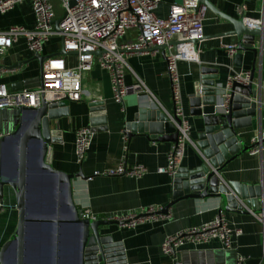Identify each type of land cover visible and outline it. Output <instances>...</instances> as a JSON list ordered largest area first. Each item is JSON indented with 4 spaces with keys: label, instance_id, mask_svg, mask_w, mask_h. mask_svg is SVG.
Segmentation results:
<instances>
[{
    "label": "crops",
    "instance_id": "1",
    "mask_svg": "<svg viewBox=\"0 0 264 264\" xmlns=\"http://www.w3.org/2000/svg\"><path fill=\"white\" fill-rule=\"evenodd\" d=\"M263 1L209 0L217 10L235 19L241 18L236 10L239 5L246 7L244 16L249 19L259 18ZM181 2L182 0H161L156 14L165 17L171 5ZM202 11L204 39L196 45L198 60L178 63L182 105L190 125V142L185 147L180 167L189 170L205 160L196 146L198 134L203 130V120L201 116L191 115L189 104V96L193 93L194 83L199 78V69L202 66L216 69V82L225 88L228 77L239 74L247 76L255 65L253 86L259 90L258 112L251 118V125L238 132L243 141L250 144L252 136L264 128V67H259V58L255 64L251 51L236 50V53L230 56L227 46L237 44L235 36L226 34L233 30L232 24L208 8ZM34 24L35 17L28 1L20 2L9 12L0 15V32L15 25L31 29ZM126 39L130 41L131 38ZM61 48V39L52 37L39 55L46 56L45 60L50 56H59L55 54ZM35 56L37 55L27 49L23 38L17 39L0 55V83L5 84L10 91L38 87L39 62ZM63 58L67 66L76 65L73 54L63 55ZM262 61L264 62V59ZM16 64L21 65L9 69ZM127 64L129 68L125 75L126 84L132 85L137 76L156 101L152 103L146 96L141 95L138 98V94L130 93L124 97L123 104L117 102L112 95L109 73L95 64L90 71L82 74L80 100L69 101L67 114L52 123V130L58 132V136H55L56 143L51 144L52 166L67 173L82 172V176L72 180V193L75 205L85 216L101 218L108 214L150 206L163 210L172 198L173 176L158 172V168L166 165L167 154L174 144L170 140L171 135L165 136L167 134L164 133L161 137V134L156 132L151 138V134L146 131L132 133L127 127L136 122L135 117L140 109L146 108L151 112L159 110L167 116L173 111L171 82L164 52H134L127 57ZM95 102H100V105L92 106ZM86 126L93 132L92 143L83 160L77 163L74 154V132ZM122 159L128 167L144 166L146 172L139 178L125 175H93L95 171L104 172L115 168ZM6 176L9 174L3 170L0 181H4ZM89 176L92 178L88 179ZM42 177L46 182L47 178L43 175ZM218 178L219 183L239 202L240 211H225L219 197L184 199L171 206L167 213H160L164 214L163 216L169 215L167 220L146 222L133 229L123 227L119 223L110 224L102 226L100 234L112 236L113 242L121 243L125 264H174L172 257L162 252L161 244L165 237L221 215L230 225L242 231L234 238L233 246L225 249L217 240L200 246L185 244L176 250L177 259L182 264H236L237 257L244 256L245 264H264V151L260 155L246 152L236 157L220 172ZM255 186H261V197H254ZM2 192L7 209L0 213V248L13 236L18 221L12 188L4 183ZM240 193L248 200L253 197L252 200H256L255 206H248L239 198ZM65 226L67 225L60 227ZM61 228L57 240V262L77 264L75 238H71L69 228L66 229L67 232ZM55 242L49 224L42 226L36 223L28 232L26 250L31 257L28 264H54Z\"/></svg>",
    "mask_w": 264,
    "mask_h": 264
},
{
    "label": "built area",
    "instance_id": "2",
    "mask_svg": "<svg viewBox=\"0 0 264 264\" xmlns=\"http://www.w3.org/2000/svg\"><path fill=\"white\" fill-rule=\"evenodd\" d=\"M28 1L35 17L31 29L20 25L9 27L0 32V55L19 38H23L27 49L39 55L44 45L52 38L59 37L63 50L72 53L76 65L67 66L63 55L50 56L44 60L40 76V85L32 89L10 91L0 83V110L19 106L37 107L41 98L46 102H58L63 99L78 101L82 96V74L97 64L109 73L114 100L123 104V99L130 93L138 98L146 96L150 102L156 101L149 94L145 84L135 76L130 85L125 82L128 70L127 57L135 53H158L164 47L166 69L171 82L173 111L169 119L178 131L177 141L167 154V163L158 168L174 176L184 157L185 147L190 142V125L184 114L181 84L178 75L180 61L198 60L197 43L204 39L203 9L196 10L197 0H182L180 4L171 5L165 17L156 14L161 0H58L61 13L57 12L51 0H0V15L12 10L18 3ZM244 24L249 28L264 29V1L259 18L249 19L244 16L246 7H236ZM61 21L56 29L55 22ZM130 37V41L126 38ZM230 56L236 53V44L227 46ZM259 67H264V49L258 54ZM247 76L228 77L224 92L217 108L227 112L230 98L229 88L234 80L247 84ZM178 119V121L176 120ZM93 138L90 127H82L74 132V154L80 163L89 150ZM251 155H260L264 151V128L250 139ZM146 172L142 165L126 166L122 159L115 168L93 175L131 176L139 178ZM88 179L92 176L87 177ZM7 206L0 196V213ZM160 207H140L121 213L108 214L100 219L120 222L123 227L136 228L150 222L167 220L169 215L158 213ZM92 219L96 217L87 216ZM242 233L241 229L230 225L221 215L211 221L192 226L165 237L161 244L162 252L172 257L174 264H182L176 256V250L185 244L204 245L217 240L225 249L231 248L234 238ZM246 258L238 256L236 264H245Z\"/></svg>",
    "mask_w": 264,
    "mask_h": 264
},
{
    "label": "water",
    "instance_id": "3",
    "mask_svg": "<svg viewBox=\"0 0 264 264\" xmlns=\"http://www.w3.org/2000/svg\"><path fill=\"white\" fill-rule=\"evenodd\" d=\"M201 7L208 8L232 24L233 30L226 34L237 38V51H251L256 64L258 54L263 48L264 29L247 27L241 18L235 19L225 15L209 0H197L196 10H200ZM61 19L62 17L56 20V29ZM160 50L164 52V47H160ZM67 54L72 53L65 52L62 47L55 55ZM35 58L39 62V76H41L46 56L37 55ZM20 65L10 66L9 69ZM254 70L255 65L251 69L247 84L236 80L232 82L228 89L230 98L227 112H224L217 108L221 93L224 92V87L216 82L217 70L207 66L199 69V78L194 83L189 104L191 115L201 116L203 120V130L198 134L196 146L201 150L205 160L191 170L185 167L177 169L173 176L172 198L158 213H167L171 206L184 199L209 197L221 198L225 211L241 210L239 202L229 194L225 186L219 183L218 175L236 157L249 152L252 148L251 144L243 141L238 130L250 126L251 118L258 112L259 90L253 86ZM68 104L67 99L48 103L41 98L37 107L19 106L0 110V178L4 170L5 143L11 141L13 144V171L3 179L4 181H0V196L3 197V184H8L14 192L18 212L17 226L13 236L0 248V264H28V260L30 261L26 250L28 232L36 223L42 226L49 224L53 230L56 241L54 264H58L57 240L60 226L64 224L67 226L61 229L67 232L66 229L69 228L71 238H75L77 264H125L121 243L113 242L112 236L100 234L102 226L121 223L85 216L75 205L72 193V180L82 176V172L67 173L52 166L51 144L56 143L55 136H58V132L52 130V123L67 114ZM98 105L100 102L92 104L94 107ZM176 120L178 121L177 118ZM135 121L127 126L132 133L146 131L151 134V138L156 132L161 134V137L166 133L165 136L171 135L169 137L173 143L177 141L178 131L174 124L159 110L151 112L146 108L140 109ZM42 175L47 179L41 187L45 191L46 187L51 188L49 192L53 195L54 206L45 204L43 201L42 195L46 194L45 192L33 196L32 189H36V178ZM254 190L256 191L254 197H261V186H255ZM238 196L248 206H255L256 200H252L253 197L248 200L241 193ZM46 216L49 218H45Z\"/></svg>",
    "mask_w": 264,
    "mask_h": 264
},
{
    "label": "rangeland",
    "instance_id": "4",
    "mask_svg": "<svg viewBox=\"0 0 264 264\" xmlns=\"http://www.w3.org/2000/svg\"><path fill=\"white\" fill-rule=\"evenodd\" d=\"M51 2L55 5V8L57 9L58 13H61V6H60V2L58 0H51ZM13 144H11V141H7L5 143V147H4V152H3V158H4V165H3V169L7 174H10L13 169H12V155H13ZM37 185H35L36 189H32V193L33 196H35L37 193H42L45 192L46 194L42 195V199L45 202V204H48L50 206H54V199H53V195L51 192H49L51 190V188H47L46 187V191L43 187H41V185H44V178L43 177H39L37 176ZM48 185H50V183L47 181ZM52 195V196H51ZM27 249V248H26ZM27 256L28 258L31 260V257L28 255L27 252Z\"/></svg>",
    "mask_w": 264,
    "mask_h": 264
}]
</instances>
